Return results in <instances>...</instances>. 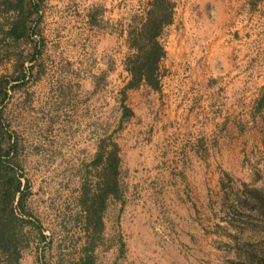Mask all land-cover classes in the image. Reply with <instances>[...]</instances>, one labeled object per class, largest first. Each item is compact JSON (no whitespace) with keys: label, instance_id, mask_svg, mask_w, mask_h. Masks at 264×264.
Listing matches in <instances>:
<instances>
[{"label":"rangeland","instance_id":"1","mask_svg":"<svg viewBox=\"0 0 264 264\" xmlns=\"http://www.w3.org/2000/svg\"><path fill=\"white\" fill-rule=\"evenodd\" d=\"M149 1L46 0L14 40L0 0V83L18 79L0 109L45 237L20 264H264V0H174L160 89L128 90L122 120L128 25ZM105 135L127 193L93 243L80 197Z\"/></svg>","mask_w":264,"mask_h":264},{"label":"trees","instance_id":"2","mask_svg":"<svg viewBox=\"0 0 264 264\" xmlns=\"http://www.w3.org/2000/svg\"><path fill=\"white\" fill-rule=\"evenodd\" d=\"M6 12L14 10L18 19L10 27L8 34L14 40L27 38L33 23L39 22V8L46 0H5ZM9 4V5H8ZM174 0H150L142 15H132L127 30V45L130 54L125 58V70L130 79L124 87L121 98L122 120L132 116V110L125 104L126 92L146 86L160 89L162 61L166 56L161 37L165 27L172 24ZM97 13H91V24L99 25ZM36 48V46H35ZM33 54L29 59L33 58ZM0 57V63L3 58ZM23 65L20 62V67ZM12 78V79H11ZM17 78H4L0 83V106L6 96V88ZM98 85L95 84L94 89ZM2 96V97H1ZM264 106V95L258 101ZM0 109V264H20L23 253L33 243L44 240L43 226L38 219H32L29 209L31 192L17 175L20 166L17 142L13 140L5 124ZM121 149L111 135H105L97 142V150L87 171L95 174L96 181L85 183L81 189L80 204L84 210L83 224L91 228L93 243L103 229V213L107 202L113 200L124 205L127 186L122 181ZM90 169H89V168ZM91 170V171H89ZM224 187V185H223ZM94 188V190L92 189ZM97 236V237H95ZM92 243V245H93ZM81 264H92L89 259Z\"/></svg>","mask_w":264,"mask_h":264}]
</instances>
